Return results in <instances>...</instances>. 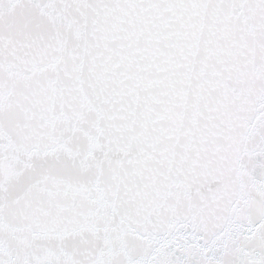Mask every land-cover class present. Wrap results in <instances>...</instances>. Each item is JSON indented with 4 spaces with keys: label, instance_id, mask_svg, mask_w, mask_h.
Listing matches in <instances>:
<instances>
[{
    "label": "snow or ice",
    "instance_id": "1",
    "mask_svg": "<svg viewBox=\"0 0 264 264\" xmlns=\"http://www.w3.org/2000/svg\"><path fill=\"white\" fill-rule=\"evenodd\" d=\"M0 264H264V0H0Z\"/></svg>",
    "mask_w": 264,
    "mask_h": 264
}]
</instances>
